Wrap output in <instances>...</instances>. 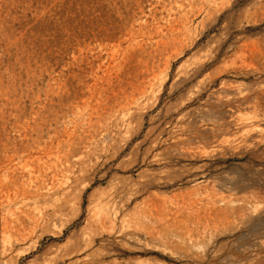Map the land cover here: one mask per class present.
<instances>
[{
  "label": "rangeland",
  "instance_id": "1",
  "mask_svg": "<svg viewBox=\"0 0 264 264\" xmlns=\"http://www.w3.org/2000/svg\"><path fill=\"white\" fill-rule=\"evenodd\" d=\"M0 264H264V0H0Z\"/></svg>",
  "mask_w": 264,
  "mask_h": 264
},
{
  "label": "bare ground",
  "instance_id": "2",
  "mask_svg": "<svg viewBox=\"0 0 264 264\" xmlns=\"http://www.w3.org/2000/svg\"><path fill=\"white\" fill-rule=\"evenodd\" d=\"M124 115H125V114H124ZM240 120H241L242 122L245 123V122H247V121H251V117H247V118H243V119L241 118ZM122 121H123V120H122ZM251 125H252V127H253L254 129H258V128H259V124H258V123H254V122L251 121ZM121 127H122V126H121ZM120 129H121V128H120ZM120 129H119V130H120ZM118 132H119V131H118Z\"/></svg>",
  "mask_w": 264,
  "mask_h": 264
}]
</instances>
